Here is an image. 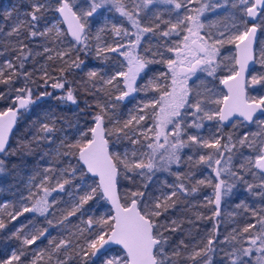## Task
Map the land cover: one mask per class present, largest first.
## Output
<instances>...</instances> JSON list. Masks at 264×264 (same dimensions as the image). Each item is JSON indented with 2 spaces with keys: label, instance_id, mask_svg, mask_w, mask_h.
I'll return each mask as SVG.
<instances>
[{
  "label": "trees",
  "instance_id": "16d2710c",
  "mask_svg": "<svg viewBox=\"0 0 264 264\" xmlns=\"http://www.w3.org/2000/svg\"><path fill=\"white\" fill-rule=\"evenodd\" d=\"M3 1L0 0V113L12 108L18 97L27 98L29 90L32 101L27 110L19 114L10 145L0 158V194L7 192L14 200H17V197L25 195L28 189L35 190V195H38L42 187L37 185L38 175L43 171L47 158L52 156L50 149L61 132L73 137L79 130H87L94 123L95 116L101 115L111 155L117 157L113 154V146L121 149L122 146L130 144V138L127 139L125 122L120 120L119 124H111L112 120L108 119L103 107L105 103L113 102L116 98L111 91V85L103 83L113 73V61H119V58L105 61L96 56L94 45L88 39L91 27L88 26L85 29L82 43L80 45L75 43L74 49L67 52V58L63 63L58 60L57 55L50 53V57L49 53L45 52L46 48L51 49L56 45L53 43L52 33L44 32V28L50 24L49 15L54 10L41 8L36 13L39 17L37 21H32L29 17L28 27L23 26L17 31V35L12 33L8 36L6 32L11 18L2 10ZM19 2V7L33 12L31 0H19ZM51 2L60 6V0H51ZM67 2L71 6L77 4L76 0H67ZM141 2L142 0H120L122 5L129 6L128 9L134 7L131 11L133 13L136 5ZM178 2L184 3L185 0H178ZM155 22L158 24L159 20ZM155 22L152 23V27L156 33V47H150L148 57H143L147 63L141 80L145 83L138 81V94L134 98L146 103L159 94L158 90H153L146 80L163 69L167 63L165 58L169 56V51L165 48L169 40L162 37V32L167 27L165 24L155 26ZM33 31L37 32L36 36L31 35ZM258 32L260 35L256 49V64L247 83V94L252 99H257L253 93L254 88L264 91V80L252 83L253 76L258 79L264 77L261 53V49L264 48V10L261 11L258 20ZM41 33L44 34L41 35ZM63 37L66 40L69 39L66 32ZM108 38L116 44L122 41L121 36L117 37V35H109ZM6 61L8 65L11 64V67L5 63ZM92 66H97L98 69L91 71ZM92 72H95L96 76H90ZM53 84H63L64 87L53 88ZM69 91L75 102L68 101ZM215 106L219 108L220 103ZM155 107L157 106L150 103L146 107V112L151 114ZM50 117L53 122H45V125H48L51 131L46 132L42 122L49 121ZM148 120L142 125H148ZM262 121H264V114L249 126L243 122L235 123L227 128L222 127L220 123L217 124L215 137L220 136L222 141L231 137L235 142L234 149L229 153L232 164L218 180V183L221 179L224 181L223 186L230 185V192L221 198L219 205L215 202L216 197L211 195L216 189L217 181L210 171H205L206 164L198 159V154L193 150L190 152L196 157L195 160L189 163L188 167H181L179 170L181 176L176 177L166 166L156 167L152 172L145 169L143 170L145 174L140 175L141 170L128 171L121 165L119 159L115 161L118 165V189L123 205L130 204L132 199H137L140 208H143L145 204L154 208L158 199L162 203L159 209L160 216H153V220L166 238L167 242L163 245L164 257L170 260V264H232L233 259L237 264L241 262L257 264L260 259L259 253L253 250L251 255L243 256L242 250L249 247L255 249L258 245L252 246L250 239L262 234L260 220L264 219V189L260 187L261 175L253 166L254 155L248 148L253 131L260 133V129H264ZM245 137L247 142L241 145L240 140ZM261 138H264V132ZM90 139L88 130L84 139L78 143L68 142L65 150L71 163L67 179L71 177L69 181L71 185L81 182L85 190H91L93 198L83 204L71 219H60L54 223L51 219L49 220L48 215L35 217L29 220L26 226L19 228L18 232H16L18 224L26 218L18 216L17 219L11 220L9 215L0 211V221H3L5 225L4 228H0V264H3L12 248L19 250V246L22 245L20 236L29 228H32L31 233L27 235L29 238L31 234L38 235L47 230L46 235L39 236L40 240H38L39 244L45 243L42 250L46 254L51 253L55 244L62 239L68 243L60 248L58 254L66 258L67 264H99L100 257H93L91 250H88L89 256L84 257L78 254L81 253V249L78 250L73 244V239L78 236L77 233L85 231L87 221L93 220L90 215L95 214L97 209L104 207L111 216L108 204L98 189L97 180L88 176L77 159L79 146ZM148 141L149 139L142 136L139 145L147 144ZM150 152L151 150L144 152L142 156L144 163H148ZM163 152L164 148L158 149L157 157ZM206 153L203 152L205 155ZM246 155L248 158H245ZM249 160L253 162L252 165L248 163ZM249 169L255 171L257 175L252 176ZM73 171L75 175H72ZM180 177L182 180L179 181ZM162 178H167V181H179L180 184L177 183L175 188H179L178 186L182 184L186 191L178 189L177 195L171 198L172 202H168L165 198L169 195L167 191L172 188L164 187V189L161 184ZM200 181L204 182L200 183ZM249 184L253 185L251 190L248 188ZM93 188L96 189L94 194ZM133 192L143 193V196L133 197ZM103 219L110 220L109 217ZM249 225L253 227L249 228L247 233L243 232V229ZM99 227L102 228V225L99 224ZM209 239L213 240L210 246L207 244ZM197 251H202L206 255L196 256L193 260L194 253ZM175 252L179 255H174ZM164 257L158 255V259ZM35 264L49 263L42 259Z\"/></svg>",
  "mask_w": 264,
  "mask_h": 264
},
{
  "label": "rangeland",
  "instance_id": "374dc122",
  "mask_svg": "<svg viewBox=\"0 0 264 264\" xmlns=\"http://www.w3.org/2000/svg\"><path fill=\"white\" fill-rule=\"evenodd\" d=\"M31 1L32 6L35 3H40L45 5L44 7L46 10H50V8L51 10H54L49 15L50 24L44 28V32L49 31L52 33L53 43H56V45L51 49L46 48L45 52L49 53L50 57L51 54L57 55L58 60L64 63L66 60L65 58H67V52L74 49L75 42H72L69 39L66 40L63 37V34L65 33L64 27L56 11L59 5H54L51 0ZM76 1L77 4L74 6L70 5V7L76 11L80 20L84 24L85 29L88 28V26L91 27L89 30L90 34L88 35V39L94 45L93 49L94 52H96V56L105 61L111 59L114 60L116 57L119 58V61H113V73L107 77L103 83L104 85H111V91L113 94H115L116 98L113 100V102L105 103L103 107L106 110L108 119L112 120L110 121L111 124H119L120 120L125 122L124 125L128 124L129 120H132V123L128 124L127 127L124 126V129H126L128 133L127 139L130 138V144L122 146L121 149L113 146V154H115V156L123 159L125 154H127V158L129 160L143 159L142 156L144 152L149 151L150 149L147 148V144L139 145L140 137L145 136V138L147 137L146 139L152 140V142L155 144L156 131H150L149 129H155L156 125L160 123L159 114L161 107V97L164 95L165 91L171 92L173 88L172 73L169 70L168 61L178 60L179 56L180 58L186 57L187 61H192V63H194L192 55L189 54L188 50L184 49L182 46L183 36L188 34L186 26H181L180 35H176L174 32H172L169 36L163 35L164 32L170 31L171 25L176 23L178 18L186 20L188 16L198 17L199 22L203 24V28L199 30V35L203 36L205 39H209V37H211L212 39L209 40L210 43H214L216 38H221V34H224V42L215 45L218 49V52L213 63L215 71L212 73V75H209L207 71L200 70V68L206 67L205 65H200L193 73H186L185 71H182L189 67L187 62L184 64L178 63L176 65L180 76L182 77L187 75L188 77L187 88L189 89V105H194L197 101H200L205 111L211 110L214 112H219L215 105L217 103L221 104L223 97L225 96L223 90L220 88L221 80L231 75V70L233 68L236 69L234 56L235 41L228 42V37L235 35L237 30L239 32H243L249 27L246 23V8L241 4V2H238L237 0H191L189 3L188 0H185L183 3L184 6L181 9H175L174 4L167 5L162 3H154L144 6L142 1L136 5L134 13L131 12L132 7L128 9L127 4L123 5L125 11L132 13V20H130L127 16L121 15V11L117 10V7L112 3V0H106V2L103 3L102 0H95L96 3H101V7L98 8L92 16H87L86 13L91 11V6L94 0ZM192 2H195V4H192ZM2 3L3 12L6 14V16H10L11 18L10 22H8V31L6 32V35L9 36V34L12 33L17 35V31H19L21 27H28V18H31V12H28L27 9L23 7H19V0H4ZM143 8H145L144 10L150 11L149 14L152 18H154V20H159L158 24L156 22L154 23L155 26L162 24L166 25L165 27L167 28H165V30L162 32V37L169 40L165 46L167 51H169V56L165 58L167 63L164 65L163 69L157 73V75L154 77L150 76V78L146 80L147 84H149L153 90L156 89L159 92V94L153 98V100H148L147 103L142 100L139 101L134 99L138 94V81L140 80L142 84L145 83L144 80H141L145 67L136 73L135 80L131 81L132 87L135 90L130 92L129 95L125 96L123 99L117 98L121 96L123 92L128 91V87L125 82L126 77L118 75V73H125L128 74V76L132 75V73L129 72V57H137L142 61H144L143 57H148V50L144 49L142 46L144 43V37L147 33L144 32L143 29L148 28V25L144 26L137 14V11L141 12L143 11ZM133 20H135L137 23L133 24ZM186 25L190 26L191 22L186 21ZM233 25H237V28H234ZM14 29L17 31H14ZM116 29H119V35H117ZM109 35H117V37L121 36L122 41L116 44L115 41L108 38ZM144 44L146 45V43ZM178 47L179 53L176 50ZM110 48H116L117 51H110ZM5 63L8 65V61ZM97 69V66L91 67V71H96ZM109 80L111 83L107 82ZM253 91L254 96L257 97V99L264 97V91H260V89L255 88ZM150 103L156 105L157 107L154 108L151 114H148L146 112V107ZM187 111L188 114L185 116V120L182 122V128L184 129L183 139L187 140L188 135H198L204 140H208L210 142L219 139V151L224 153L223 157L217 154L216 148H205L200 145H192L180 150L179 155L181 159L179 163L173 162L171 164H166L164 161H159V164L163 165L161 167L166 166V168L171 171L174 177L181 176L179 173L180 168L188 167L189 163H192L196 158L190 152L191 150L198 154V159H200L201 155L207 157L211 153L213 154L214 159L211 166H209L207 162H204V164H206L205 171H210L211 175L218 183L219 179L217 178L216 172L217 170L223 168L224 171L220 172V175H223L229 170V167L232 164L231 160L228 161L230 153L229 149H231V151L234 149L235 142H233L231 137H228L223 141L220 136L215 137V131L217 124L219 123V121H217L218 116H214L213 119L208 120L204 116V112H200L198 114L200 119H196V117L192 115V113L195 112L193 107L189 106ZM141 115L145 117L144 120L139 121V123H137L136 120H133V117L138 118ZM147 119H149L147 123L148 125H142V123ZM48 120L49 121H43L42 125H45V122H53L52 118H48ZM194 120L202 125L201 128L197 129L190 126ZM92 125H90L87 130H79L78 133L73 137L69 134L61 132L59 138L56 140V143L50 149L52 156L47 158L43 171L38 175L37 185H41L42 187L37 196L35 195V190L32 189H28L25 195L18 196L17 200H14L11 195L7 194V192L0 194V211H4L6 215H9L11 220H13V216L16 217L15 219H17L18 216L26 218L23 222H21V224H18V229L16 232H18L19 228L26 226L29 220L35 217L39 218L41 216L48 215L49 220L51 219L54 223L60 219H71V217L74 215H69V213L74 207L80 205L81 197L91 194V190H85L80 184L81 182H76L71 185L69 182L71 177L67 179L69 176V167L71 163L67 158V151L65 149L67 148L68 142L72 141L78 143V141L84 139L86 131H90ZM173 130L174 126L170 124L162 129V133H168L169 140L173 141L174 137L171 135ZM260 130V133L253 131V135L249 139V141H251L253 144V147L248 148L252 151L254 158L258 154L260 146H262L264 143V138H261L264 129L261 128ZM133 140L136 141L135 144L132 143ZM159 142L164 143L163 134H161ZM225 145H227V147H225ZM168 147V145H165L163 152L165 155L166 149ZM203 152H207L206 155L203 154ZM245 158H248V155H246ZM215 159H221L222 163L217 165L215 163ZM121 165L124 167L122 163ZM66 179L68 182L64 183ZM166 179L167 178H162L163 182L161 184L163 188H172V190L167 191L168 194L179 189H176L175 187L177 183L180 184L179 181L182 180V177L178 179V182L167 181ZM61 183L64 184L63 189H60L58 186ZM221 192V198L225 197L230 192V188L222 185ZM211 195L216 197V189L211 193ZM39 200L47 201V212L41 214L40 212L35 211H24V208H32ZM95 212V214L90 215V217H93L92 221L94 222H99L104 217L110 218L112 216L110 209L109 212L111 213V216L108 215V212L104 207L97 209ZM31 229L32 228H29L28 231L23 232L22 236H20L22 238V245L19 246V250L12 248L4 259L3 264H7V262L10 260L11 263L15 264H35L37 261H41L42 259H45L46 263L49 264H58L59 261H64L65 264H67L66 258L62 257L61 254H58V251L55 250V246L51 253L46 254L42 250V246H44L45 243H38L40 238H38L32 244H24L23 240L31 233ZM100 230L101 228L99 227V223H93L92 227L90 228L87 221L85 231L77 233L78 236L73 239V244L78 250H90L87 248V245L92 239L96 238V236L100 233ZM43 233L46 235L47 230H44ZM32 235L33 234H31V236ZM60 241L56 244H59ZM13 253L18 255L20 259L12 260L11 258ZM112 258H120L123 260L126 258V256L116 248L108 250L102 256H100L99 264H105L106 260Z\"/></svg>",
  "mask_w": 264,
  "mask_h": 264
},
{
  "label": "snow or ice",
  "instance_id": "6c2138e0",
  "mask_svg": "<svg viewBox=\"0 0 264 264\" xmlns=\"http://www.w3.org/2000/svg\"><path fill=\"white\" fill-rule=\"evenodd\" d=\"M106 2V0H102V3ZM190 3L191 0H188ZM112 3L117 7L118 11H121V15L127 16L130 20H132V13L125 11L124 6L120 3V0H112ZM154 3H162L167 5H173L175 9H181L184 5L182 2H178V0H143L144 6L154 4ZM241 4L245 6L246 13L248 17H256L257 9L260 8L264 10V0H255L253 3L252 0H241ZM45 5L40 3H35L33 5V12L31 15L32 21H37L39 17L36 15L37 12L41 10ZM101 7V3H96L95 0L91 6V11L86 13L87 16H92L94 12L98 8ZM61 15L64 16L65 20L69 18L71 15L72 19L76 21L75 28L71 29L72 36L76 39L77 42H81L83 40L82 33L84 32V24L80 23L77 19L76 14L72 12V8L67 0H60V7L56 9ZM202 11V9H201ZM159 18V17H158ZM186 21H190L191 25L187 26ZM137 22L133 20V24ZM34 26V25H33ZM181 26H186L187 33L183 36V48L188 50V53L192 55V61H187V58H180L178 56V60H169V70L172 73V91H165L164 95L161 97V107L159 119L160 123H158L155 129H149L150 131H156L155 136V144L152 140L149 139L147 143V148L151 150L148 153V163H144L143 159L140 160H129L127 158V154H125L123 159L119 157H114L110 155L108 148V141L105 139V129L102 127L103 118L101 115L95 116V127L90 129L92 139L87 140L86 143L79 146V161L82 162L84 166H86L87 171L89 173H93L94 175H98L100 177L99 187L103 190V195L111 201L113 208L115 210V215L110 217L109 219H101L99 222H94L92 220L88 221L89 227L91 228L93 223H99L102 225L100 233L96 236L95 239H92L87 248L91 250L92 256H97L98 253L104 249L105 245L108 244H116L122 246L124 252L126 253L125 259L120 258H112L106 260L105 264H170V260L164 257V248L163 245L167 242L166 238L163 237V233L158 230V225L153 220V216H160V211L162 207V203L158 199L155 203L154 208L149 207L148 204H145L143 208L138 206L137 199H132L130 204L122 205L119 200L115 196L116 189V177L118 174V165L115 162L119 159V162L124 165V167L128 171H135L137 169L141 170L139 172L140 175H144L145 169L148 172H152L154 168L163 166L158 164L159 161H164L166 164H171L173 162L179 163L180 161V150L185 147H190L192 145H200L205 148H216L217 154L223 157L224 153L219 151L220 140L216 139L214 141L204 140L202 137L198 135H188L187 140L183 139L184 129L182 128V122L185 120V116L188 114V107L191 106L195 109V112L192 113L196 117V119H200L199 113L204 112V116L211 120L214 116H218L220 121L227 120L233 113H239L240 116L244 118L246 121L253 122L254 114L260 110L264 112V97H260L259 99L248 98L245 95V77L244 73L249 64V61L254 60V49H253V38L256 33V26L253 25L251 28H246L243 32H239L235 35L228 37V42H236L237 49L239 50V55L236 58L235 62L239 65V70L233 68L232 74L221 80L222 84L228 86V95L224 97L225 106L219 110V112L214 111H205L202 107L200 101H197L194 105H189V89L187 88V75L180 76L178 73L176 65L184 64L187 62L189 67H187L185 71L186 73H193L200 65H205L206 67L200 68L201 71H207L209 75L215 71L213 67V63L215 57L217 55L218 49L216 48V44L223 43V33L221 34V38H216L214 43H210L209 40L205 39L203 36L199 35V30L203 28V24H201L198 20V17L188 16L185 19H177L176 23L171 25L170 31H166L163 33L164 36H169L172 32L176 35H180ZM234 28H237V25H233ZM14 31H17L14 29ZM144 32L152 31L151 28H144ZM117 35H119V29H116ZM44 33H41L43 35ZM32 36H36L37 32L33 31L31 33ZM195 37V38H194ZM139 39V38H138ZM110 51H117L116 48H110ZM171 50V49H170ZM179 53V47L176 49ZM262 53V62H264V48L261 49ZM147 61H142L140 58L130 56L129 57V72L132 73L131 76L125 73H118V75L126 77V85L128 87L127 92H123L121 96L117 97L118 99H123L125 96H128L130 92L134 91L132 87L131 81L135 80L136 73H138L141 69L145 67ZM11 67V64L8 65ZM78 66V65H77ZM90 76H96L95 72L90 73ZM261 80H264V77H260L259 79L255 76L252 77V83H258ZM229 81H232L230 84ZM111 83V81H107ZM53 88H62L63 84H53ZM20 106L26 107L29 103H31V91L29 90V94L27 98H20ZM68 100H73V96L71 91H69ZM183 110V111H182ZM11 115L12 119L4 120L0 119V152L5 151V145L8 140V133L12 129L16 113H0V117L5 115ZM145 117L143 115L137 117H133V120H136L137 123L139 121L144 120ZM132 120L128 121V124H131ZM261 123H264L262 121ZM125 125V127L128 126ZM173 125L174 130L171 135L174 137L173 141L169 140L168 133H162V129L167 127V125ZM191 127H195L197 129L201 128V124L197 123L195 120L191 123ZM44 131L50 132L51 128L48 125L43 126ZM163 134L164 143H160V136ZM147 138V137H146ZM190 142V143H189ZM247 142V137L245 139L240 140V144L243 145ZM132 143H136L135 140ZM165 145L169 147L166 149V155L164 153H160L159 157H157V150L160 148H165ZM249 147H253L252 143L248 144ZM227 147V145H225ZM231 151V149H229ZM135 155V154H134ZM214 156L213 154H209L207 157L204 155L200 156L201 162H207L209 166H211L213 162ZM231 160V156L228 157V161ZM215 163L220 165L222 163L221 159H215ZM250 165L253 164L251 160L248 161ZM254 168L258 169L261 176V184L260 187L264 189V145L260 146L258 154L255 156L254 160ZM243 167V165L241 166ZM250 170V169H249ZM224 171L223 168L217 170L216 175L217 178H220V172ZM250 174L252 176H256L257 173L255 171L250 170ZM72 175H75L73 171ZM232 175H236L232 173ZM240 179V177H237ZM68 181L65 180L64 183ZM204 181H200L203 183ZM224 184V181L221 179L219 183L215 185L216 188V204L219 205L221 200V187ZM60 189H63L64 184L61 183L58 185ZM180 191H186L183 185L178 186ZM229 187H231L229 185ZM253 187L252 184L248 185L249 190ZM195 189H193L194 191ZM96 189H92V193L94 194ZM177 192H171L165 199L168 202H172L171 198L176 196ZM133 197L143 196V193H132ZM92 195H85L80 199V205H77L73 208V210L69 213V215H75L77 211L80 210V206L86 204L88 200L92 199ZM143 203V201H141ZM48 210V203L46 200H39L32 208H24L25 212L35 211L43 214ZM16 217L13 216L12 219ZM111 221V222H110ZM260 226L262 230V234L250 239V244L252 246H256L255 249L252 247L246 248L242 250L243 256H249L255 250V252L259 253L260 259H258L257 264H264V219L260 220ZM5 225L3 221H0V228H4ZM252 225L245 227L243 232L247 233L249 228H252ZM175 230V229H173ZM44 235L43 232H40L38 235H32L31 238L25 237L23 240L24 244H32L34 243L39 236ZM68 242L61 240L59 244L55 245V250L59 251L62 246H66ZM207 244L210 246L213 244V240L209 239ZM210 250V249H209ZM84 257L89 256V252L87 250L81 249V253ZM158 255L164 258L158 259ZM174 255H179L178 252H175ZM206 255V253L202 251H197L194 253L193 260H195L196 256ZM12 260H19L20 257L13 253L11 258ZM210 259V258H209ZM7 264H11V260L7 262ZM58 264H65L64 261H59ZM232 264H237L236 260L233 259ZM243 264V262H241Z\"/></svg>",
  "mask_w": 264,
  "mask_h": 264
},
{
  "label": "water",
  "instance_id": "95a60500",
  "mask_svg": "<svg viewBox=\"0 0 264 264\" xmlns=\"http://www.w3.org/2000/svg\"><path fill=\"white\" fill-rule=\"evenodd\" d=\"M238 2H241V0H237ZM252 2L254 3L255 0H252ZM60 7V6H59ZM57 11V10H56ZM261 9L258 8L257 9V16L256 17H248L247 16V13H246V10H245V13H246V20H247V23H249V27L248 28H251L253 27V25L256 26V33H255V36L253 38V49H254V60L253 61H249V64L245 70V73H244V77H245V95L248 97L247 95V83H248V80H249V76L251 75V72L253 71V69L255 68V64H256V49H257V46H258V40H259V35L260 33L258 32V20H259V17H260V14H261ZM72 12H74L76 14V17L77 19L80 21V23H82V21L80 20L78 14L76 13L75 10L72 9ZM57 14H58V17L64 27V31L66 32V35L67 37L69 38V40H71L72 42H75L77 45H80L82 43L81 42H77L76 39L72 36L71 34V29L72 28H75V25H76V21L72 19L71 15H69V18L67 20H65L64 16L61 15L58 11H57ZM83 24V23H82ZM85 27H84V32L82 33V36L84 38V35H85ZM239 55V50L237 49V46H236V42L234 43V56H235V60L236 58L238 57ZM235 67H236V70H239V65L236 64L235 62ZM229 83L231 84L232 81H229ZM220 88L223 90L225 96L228 95V86L225 85V84H222L220 83ZM224 96V97H225ZM224 97H223V100L218 108V110H220L221 108H223L225 106V101H224ZM20 98H24V97H20ZM70 103H72V100H68ZM29 105V104H28ZM28 105L26 107H21L20 106V100L17 99L15 101V104L12 106V108H9V109H6L5 111H3L2 113H10V112H15L16 113V116H15V120H14V123H13V126H12V129L9 131L8 133V140H7V143L5 145V151L7 150V148L9 147L10 145V139L12 138V135H13V132L17 126V123H18V116L20 113H22L24 110H26V108L28 107ZM264 114V112H261L260 110H258L255 114H254V121L255 122L259 117H261L262 115ZM0 119H4V120H10L12 119L11 115H5V116H2L0 117ZM217 121H219L220 125L224 128H227V127H230L232 126L234 123L238 122V121H241L243 122L245 125L249 126L250 124H252L253 122H250V121H246L244 120V118L242 116L239 115V113H233L232 116H230L227 120L225 121H220L219 117H217ZM95 127V122L94 124L92 125V128ZM102 127L105 129V126L102 124ZM91 139H92V135H91ZM105 139L107 140V137H105ZM264 145V143H263ZM109 148V146H108ZM0 152V158L4 155V152ZM109 153L111 155V151H110V148H109ZM77 159L79 160V153H78V157ZM80 162V161H79ZM83 170H85V172L88 174L89 177H93L95 180H97V185H98V189L99 191L101 192V196L103 197L104 201L107 202L108 204V207L110 209V212H112V216L115 215V210L113 208V205L111 203V201H109L104 195H103V190L99 187V184H100V177L98 175H94L93 173H89L87 171V168L86 166H84L82 164V162H80ZM257 173L260 174L259 170L256 169ZM261 175V174H260ZM118 174H117V177H116V189H115V196L116 198L119 200V202L123 205L122 203V200H120V190L118 189ZM118 249L122 252V254H124L126 256V253L124 252L122 246L120 245H116V244H108V245H105L104 249L101 250L100 253L97 254V256H93L95 258H98L100 256H102L106 251L108 250H112V249Z\"/></svg>",
  "mask_w": 264,
  "mask_h": 264
},
{
  "label": "flooded vegetation",
  "instance_id": "af4514ba",
  "mask_svg": "<svg viewBox=\"0 0 264 264\" xmlns=\"http://www.w3.org/2000/svg\"><path fill=\"white\" fill-rule=\"evenodd\" d=\"M143 1V0H142ZM129 8V6H127ZM134 8V7H132ZM145 8H143L141 12L137 11L138 14V18L143 22L142 24L144 26L148 25V28H151L152 31L147 32L145 37H144V43H146V45L143 43L142 46L144 49L149 50L150 47H156V42H157V38H156V33L154 28L152 27V23L155 22L154 18H152L150 16V11L144 10Z\"/></svg>",
  "mask_w": 264,
  "mask_h": 264
},
{
  "label": "bare ground",
  "instance_id": "6f19581e",
  "mask_svg": "<svg viewBox=\"0 0 264 264\" xmlns=\"http://www.w3.org/2000/svg\"><path fill=\"white\" fill-rule=\"evenodd\" d=\"M27 109V108H26ZM80 164V163H79Z\"/></svg>",
  "mask_w": 264,
  "mask_h": 264
}]
</instances>
